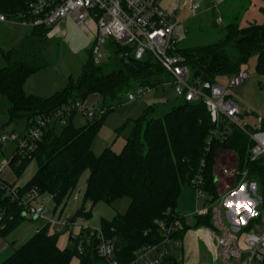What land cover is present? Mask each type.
I'll list each match as a JSON object with an SVG mask.
<instances>
[{
    "label": "trees",
    "instance_id": "trees-1",
    "mask_svg": "<svg viewBox=\"0 0 264 264\" xmlns=\"http://www.w3.org/2000/svg\"><path fill=\"white\" fill-rule=\"evenodd\" d=\"M25 5L26 0H0V12L17 14ZM224 30V37L214 43L178 50L186 57L193 74L203 80L217 81L238 72L257 53V70L264 77V22L244 27L232 22ZM49 32L45 27L30 29L16 45L1 50L7 65L0 68V96L11 102L9 121L26 120L30 127L38 116H49L64 105L85 103L91 94H99L107 111L81 126H75L71 118L60 132L56 126L50 127L34 151L25 154L15 151L9 166L18 179L31 160L37 161V171L25 184V190L37 187L42 194L52 197L55 208H64L82 174L89 171L83 204L75 215L86 219L92 216L93 206L98 202L111 204L120 198H130L125 213L117 214L111 221H102L106 235L115 239L121 264H129L138 247L163 240L157 220L175 224L174 237L180 241L191 229L212 227L211 214L195 215L189 222L190 218L178 213L176 208L183 185H191L199 174L204 178V188L211 201L218 200L213 161L220 148L232 149L238 154L239 169L249 171L264 198V158L250 159V136L236 125L223 123L221 136L212 139L215 125L202 101H182L158 117L152 116L155 108L151 106L137 121L121 152L107 147L96 155L92 148L97 133L106 116L129 93L127 88L135 80L157 88L168 82L169 76L153 77L163 71L158 64L136 61L128 47L110 41L111 52L106 63L96 64L91 54L79 77L75 80L70 76L62 90L48 97L28 93L27 79L49 66L44 57ZM0 203L14 217L0 231L1 236L25 218L20 215L19 205L11 202L1 188ZM95 244L86 246L82 254L75 247L62 249L59 235L50 234L48 227L42 226L1 264H71L74 257L79 259V264H106L96 252ZM162 264L180 263L169 255Z\"/></svg>",
    "mask_w": 264,
    "mask_h": 264
},
{
    "label": "built area",
    "instance_id": "built-area-1",
    "mask_svg": "<svg viewBox=\"0 0 264 264\" xmlns=\"http://www.w3.org/2000/svg\"><path fill=\"white\" fill-rule=\"evenodd\" d=\"M161 2L162 0H26L25 8L17 14L7 15L0 12V24L8 23L28 30L45 27L50 34L51 30L69 17L81 27H88L89 23H93L96 29L91 50L93 58L100 57L102 49L110 41H114L128 47L134 60L158 64L169 76V81L162 85L169 84L177 98L186 102L202 101L205 104L215 125L212 139L221 136L223 123L236 125L252 140L250 159L252 161L263 159L264 118H260V124L255 130H252L249 124H240L241 107L238 99L241 94L236 89L244 86L250 74L242 68L227 75L226 84L195 76L186 57L179 53L176 47L177 22L172 18V12L164 8ZM185 5L193 16L200 13V0H185ZM107 52L110 55L108 49ZM157 88L138 83L135 90L127 94L128 101H135ZM106 111L107 108L101 101L90 106L82 102L64 105L55 109L49 116H38L35 123L21 134L3 135L0 144L15 141L17 143L15 151L25 154L37 148L38 141L42 139L47 129L58 124L66 126L76 112L81 113L85 122H88L104 115ZM212 139L208 141V148ZM9 167V161L0 164V188L11 202L19 205L22 209L21 216L45 219L47 223L43 226L48 227V232L66 236L80 254L84 252L86 246L96 242V252L106 264H121L117 258L114 238L107 236L102 228L90 225L89 221L82 217L62 212L61 209L59 211V207L50 210L52 197L42 194L37 187L25 190V184L17 182L12 184L13 182L6 181L3 171ZM224 172L229 174L227 168ZM247 173L248 170L242 176L241 182L219 195L215 202L207 197L202 175H197L191 181L196 197V210L185 215L192 219L195 215L211 214L212 227L202 226L200 229L202 240L215 261L223 258L240 264L264 262V209H262L264 202L262 197L258 196L257 183L245 181ZM218 181L219 176L215 173V182ZM84 193L76 188L69 199L84 197ZM230 201L232 207L228 206ZM237 205L240 206L239 212ZM89 208L90 205L87 210ZM48 212L51 214L48 215ZM13 218L9 210L0 203V231L4 230L8 221ZM156 224L162 231L163 240L135 249L129 264H162L166 257L181 246V241L174 237L177 231L175 224L170 225L163 220H157ZM41 228H37L36 232Z\"/></svg>",
    "mask_w": 264,
    "mask_h": 264
},
{
    "label": "rangeland",
    "instance_id": "rangeland-1",
    "mask_svg": "<svg viewBox=\"0 0 264 264\" xmlns=\"http://www.w3.org/2000/svg\"><path fill=\"white\" fill-rule=\"evenodd\" d=\"M183 4H185V0H182ZM215 4L213 0H200L201 8L197 16H193L190 10L184 6L181 7L177 16H172L173 19L179 22L178 28L175 31L177 38L176 47L179 50L211 44L222 39L225 35L224 27L232 22H238L242 27L250 23L264 22V0H216ZM208 5L210 8L207 10L206 7ZM220 16L223 17V22L219 21ZM215 20L217 23H215ZM71 22L67 25L66 33L63 34L57 46L53 45L51 49L50 40L45 44L44 57L49 66L40 69L27 79L25 88L28 93L48 97L62 90L67 84L64 75H72L76 80L81 74L84 64L90 60L93 46L91 36L92 33H95V28L81 27L76 22ZM28 31L26 28L16 27L8 23L0 24V68L7 65L1 50H7L16 45ZM107 49L111 52L109 44L102 49L100 57L97 59L93 58L96 64L102 65L108 61L109 55ZM257 63L258 54L254 53L242 67L243 70L250 74V78L243 87L236 89L241 94V97L238 99L241 107L240 124H249L252 130H255L259 126L260 118H264V77L258 72ZM191 71L193 72L192 68ZM166 75V72L162 71L158 75H153V77L165 78ZM217 81L219 84H226L228 79L227 76H223ZM138 83H140L139 80H135L126 91H134ZM94 98L95 95L89 96L84 105L91 103ZM182 101V99L176 97L173 88L169 84L162 85L132 102L128 101L127 93H125L118 106L104 119L93 144L92 149L94 153L100 155L107 147L112 148L116 152H121L127 138L132 134L137 121L151 106L155 108L152 116L158 117L168 111L171 106L179 104ZM10 107V100L5 96H0V140L3 135L11 136L14 133H20L26 124V120L9 121L8 111ZM72 121L75 126H81L86 123L84 117L79 112L73 115ZM56 127L58 132L63 129V126L60 124ZM16 147L17 143L12 140L4 142L2 145L0 144L2 151V154H0V164H3L6 160H11ZM213 162L214 174L216 173L219 176L216 190L218 196H221L231 186L241 182L246 170L242 171L239 169L238 154L232 149H218ZM226 168L229 170V174L224 172ZM36 171L37 161L33 159L26 167L24 174L29 176L36 173ZM86 177L87 172L85 171L77 186V189L83 192L86 190ZM247 180L250 183L256 182L253 178H250L249 171L247 178H245V181ZM257 187L258 196L262 197V201L264 202L258 183ZM206 194L209 198L210 195L207 191ZM130 202L131 200L128 197L120 198L111 204L98 202L93 206L92 216L89 219L82 218L89 221L90 225L102 228L103 220L111 221L117 214L125 213ZM82 204L83 196L76 199H68L66 213L68 212L75 216ZM54 208L55 204L52 202L50 210ZM176 209L180 214L196 210L195 192L189 184L183 186ZM262 209H264V206ZM222 211L225 217V209L223 208ZM50 214L48 212V215ZM45 223L47 221L43 218L32 219L26 217L13 227L3 236L4 238L0 239V261L9 253L10 246L13 243L19 246L23 241L28 240L37 228L42 227ZM59 245L65 246V248L75 246L68 240L66 241L63 235L59 236ZM6 247H9V249L2 255L1 253ZM179 254V250L174 252V255L177 257H179ZM216 262L218 264H228V261L223 258L218 259ZM230 263L240 264L237 262ZM71 264H78V259L74 257Z\"/></svg>",
    "mask_w": 264,
    "mask_h": 264
},
{
    "label": "crops",
    "instance_id": "crops-1",
    "mask_svg": "<svg viewBox=\"0 0 264 264\" xmlns=\"http://www.w3.org/2000/svg\"><path fill=\"white\" fill-rule=\"evenodd\" d=\"M216 1V0H215ZM215 1L213 0L214 4H215ZM162 5L164 8H166L167 10H169L170 12H172L173 15L177 16L180 12V9L181 7H185L188 9V7L183 4L182 5V0H162ZM216 5V4H215ZM207 10L210 8V6L208 5L207 7ZM197 16V15H196ZM220 22H223V17L220 16L219 18ZM175 20V19H174ZM72 21L75 23V21L73 20V18L69 17L67 18L66 20H64L62 23H60L58 26H56L53 30H51V33L49 34V40H50V44H51V49H52V46L53 45H56L60 43V40L62 39V36L63 34L66 33V27L67 25L69 24V22ZM177 22V20H175ZM71 22V23H72ZM179 22H177V26L175 28V31L176 29L178 28V24ZM89 26L90 27H94L95 28V25L93 23H89ZM88 26V28H89ZM87 28V27H86ZM187 31V30H185ZM95 34H96V29H95V33H92V36H91V40L92 42H94V37H95ZM52 40V41H51ZM72 76V75H64V78L66 79V82L68 83V79L69 77ZM73 77V76H72ZM26 85V83H25ZM67 85V84H66ZM26 89V88H25ZM33 94V93H31ZM36 95V94H35ZM91 95H95V98L93 99V101L91 103L88 104V106L100 101V96L99 94H91ZM90 95V96H91ZM40 96V95H39ZM44 97V96H43ZM28 128L27 126V123L25 124V127L22 131H20L19 134L23 133L26 129ZM14 154V153H13ZM13 156V155H12ZM7 161V160H6ZM10 161V160H8ZM87 172V177H86V181L88 179V176H89V171H86ZM35 174V173H34ZM25 175L23 173V175L18 179L16 178L13 170L11 169V167L7 168L6 170L3 171V177L6 181L8 182H17L21 185H24L26 184L31 178L32 176L34 175ZM188 184V183H186ZM185 185V184H184ZM183 185V186H184ZM191 186V185H190ZM182 193V191H181ZM180 197H181V194H180ZM179 197V199H180ZM179 201V200H178ZM53 200L51 201L50 204H52ZM55 204V203H54ZM68 204V200H67V203H66V206ZM66 206L63 208L62 206L59 207V211L61 209L62 212H66ZM89 207V204H87V208ZM188 208V207H187ZM191 208V207H190ZM192 209V208H191ZM57 210V209H56ZM193 211V210H191ZM191 211H189L188 213L186 214H190L192 213ZM68 213V212H67ZM70 214V213H69ZM189 222H191V219L189 220ZM36 233V230L34 231V233L28 238V240ZM201 229L200 227L197 228V229H191L189 231L186 232V234L184 235L182 241H181V246L178 247L176 250H179L180 251V254H179V257H177L176 255H174V251L173 252V256L176 257V259L178 260V262L180 264H218L215 259L213 258V255L212 253L209 251L207 245L205 244V242L202 240V237H201ZM3 236L5 235H1L0 236V239L1 238H4ZM64 236V235H63ZM65 237V240L67 241L68 238L66 236ZM28 240L26 241H23L21 244L23 245L25 242H27ZM20 244V245H21ZM19 245V246H20ZM19 246H16L15 243L12 244V246H10V250H9V253L6 255V257L4 259H2L3 261H5L10 255H12L16 249L19 248ZM60 246V245H59ZM60 248L62 249H65V246H60ZM9 247H6L3 249L2 251V255H4L7 251H8ZM77 258V257H76ZM74 259V258H73ZM78 259V258H77ZM0 261V264L3 262V261ZM78 264H79V259H78ZM228 264H231L229 261H228Z\"/></svg>",
    "mask_w": 264,
    "mask_h": 264
},
{
    "label": "clouds",
    "instance_id": "clouds-1",
    "mask_svg": "<svg viewBox=\"0 0 264 264\" xmlns=\"http://www.w3.org/2000/svg\"><path fill=\"white\" fill-rule=\"evenodd\" d=\"M229 204H232V202L230 201V202L228 203V206H229ZM239 210H240V207H239V205H237V211L239 212Z\"/></svg>",
    "mask_w": 264,
    "mask_h": 264
},
{
    "label": "snow or ice",
    "instance_id": "snow-or-ice-1",
    "mask_svg": "<svg viewBox=\"0 0 264 264\" xmlns=\"http://www.w3.org/2000/svg\"><path fill=\"white\" fill-rule=\"evenodd\" d=\"M229 207H232V205L231 204H229ZM240 207V206H239ZM249 211H251L250 209H249Z\"/></svg>",
    "mask_w": 264,
    "mask_h": 264
},
{
    "label": "bare ground",
    "instance_id": "bare-ground-1",
    "mask_svg": "<svg viewBox=\"0 0 264 264\" xmlns=\"http://www.w3.org/2000/svg\"><path fill=\"white\" fill-rule=\"evenodd\" d=\"M205 236V235H204ZM206 237V236H205Z\"/></svg>",
    "mask_w": 264,
    "mask_h": 264
}]
</instances>
